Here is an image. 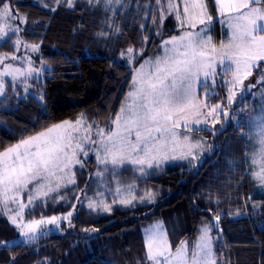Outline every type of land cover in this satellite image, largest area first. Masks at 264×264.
<instances>
[{"label": "trees", "instance_id": "1", "mask_svg": "<svg viewBox=\"0 0 264 264\" xmlns=\"http://www.w3.org/2000/svg\"><path fill=\"white\" fill-rule=\"evenodd\" d=\"M206 2L214 16L215 1ZM10 3L26 17L22 36L39 46L35 57L49 69L37 83L39 96L18 97L12 81H6V93L0 98V150L80 114L101 125L113 119L132 77L131 67L119 56L129 47L143 49L142 56L154 54L161 40L151 30L153 11L149 7L155 0H133L131 8L122 7L112 19V10L104 3L85 0L54 8L35 0ZM12 39L10 35L0 43V53L13 50ZM139 59L138 55L136 62ZM252 76L256 80L264 76V62L258 63ZM209 84L200 88V97ZM221 125L214 133L194 130L211 135L215 146L198 167L180 162L151 168L146 175L134 173L131 166L122 168V176L135 179L140 190L155 194L153 201L115 204L109 212L78 205L70 222L63 223L59 231L39 235L32 243L20 241L17 228L0 216V242H9L0 247V264H149L142 225L162 219L174 249L183 239L193 243L199 224L214 223L216 214L220 220L211 233L218 264H264V191L248 172L245 135L228 117ZM87 183L79 171L78 185L82 188ZM70 208L69 203L54 206L39 200L26 209L25 217L35 219Z\"/></svg>", "mask_w": 264, "mask_h": 264}, {"label": "snow or ice", "instance_id": "2", "mask_svg": "<svg viewBox=\"0 0 264 264\" xmlns=\"http://www.w3.org/2000/svg\"><path fill=\"white\" fill-rule=\"evenodd\" d=\"M56 2L59 4L61 0ZM64 2L69 6L73 4V0ZM88 2L93 3V0ZM101 2L106 9H111L113 5L122 4L123 0H95L97 4ZM155 3L161 21L165 13L175 15L182 29L181 35L162 40L161 54L144 60L133 70L132 90L107 128H100L95 122L89 123L88 118L80 114L73 120L51 124L0 150V210L15 211V216L10 219L19 229L24 243H32L37 239L41 225H58L61 219L70 222L72 212L27 222H22V213L25 207L36 200L47 198L67 184L75 183L72 166H83L80 155H88L86 148L91 147L98 164L103 165L105 170L109 166L115 170L125 163H131L137 166L141 175L147 174V168L159 166L170 158H195L194 150L200 147V143L193 142L183 130L190 132L193 125H201L200 117L215 116L222 111L220 104H208V93H205L204 101L198 100L195 84L201 75L205 81L209 77L214 78L216 64L224 65L227 61L229 66L225 71H232L233 76L225 82L235 86L242 84L258 63L264 62V0H215L221 14L225 10L231 14L228 17L231 29L229 42H221L219 48L212 42L211 36L206 35V19H212L207 12L206 0H155ZM14 20L27 22L12 8L10 0H0V39L8 37L9 33L21 31L18 25H13ZM153 22H156L155 17ZM198 25L201 27L192 31ZM116 30L119 31V28ZM143 39L147 40L148 37ZM13 44L18 51L21 40L17 38ZM24 46L31 47L32 51H37L39 47L35 44ZM137 54L142 55L143 49L137 53L134 47H129L122 53L127 55L129 63L134 61ZM18 59L22 58L15 53L0 54V96L6 93V76L11 77L13 87L15 81L22 77L27 91L28 77L33 72L41 71L30 66L25 70L5 63ZM27 63L31 65L30 58ZM232 65H235L234 69ZM259 82L264 83V76ZM229 92L227 100L231 103L232 90L229 89ZM40 99L43 100V95ZM204 109L208 110L207 113ZM252 131L258 146L252 153V164L258 170L252 174L264 185V110L254 119ZM170 153H179V156L170 157ZM96 175L103 176L104 173L98 170ZM134 187L129 185L127 188L115 189L116 195L122 197L118 201L121 205H133L137 200L132 195ZM25 193L28 205L21 200ZM124 193L128 194L127 197L123 196ZM95 196L101 199H90V209L111 211V205L102 198V193H96ZM154 198L155 194L151 190H145L139 202ZM112 203H117V200L113 199ZM10 204H15L16 208L10 209ZM219 220L220 215L216 214L214 223L204 224L200 228V235L193 244L181 240L174 250L162 225H153L145 234L146 260L149 264H218L211 232L214 227H218ZM8 243L0 242V247H7Z\"/></svg>", "mask_w": 264, "mask_h": 264}, {"label": "rangeland", "instance_id": "3", "mask_svg": "<svg viewBox=\"0 0 264 264\" xmlns=\"http://www.w3.org/2000/svg\"><path fill=\"white\" fill-rule=\"evenodd\" d=\"M35 1L42 4L43 6H46L49 8H54L58 5L56 0H35ZM77 1H80V0H73V4L71 6L75 5V3ZM85 1L88 2V0H85ZM132 2H133V0H123L122 4L111 6V9H114V11L113 10L110 11L111 12L110 19H112L114 17V14L118 13L117 11L120 10L122 7L126 8V9L131 8L133 5ZM101 3L103 4V2H101ZM59 4H65V5L69 6L66 2H64V0H61V2ZM93 4H97V3H95V0H93ZM253 6H257V5H253ZM155 11H157V10H155ZM157 12H154L155 14H153V18L155 17L156 22L155 23L153 22V18H152V22H151L152 32H154L156 34V36L161 37L157 51L154 54H148L146 56H142L140 54H137L132 63L128 62L127 55H122V53H125L126 50L124 52H122L121 55L119 56L120 60L127 63L131 67L132 72L134 69L138 68L144 60H146L148 58H154L155 56L161 54L162 49H161L160 45H161L162 40L167 39L171 36L181 35L182 29L179 26V22L176 20L174 14L168 15L167 13H165V18L161 21L159 19L160 14H158ZM207 12L212 17V19L210 21L206 19V22H205V26L207 28L206 35L211 36L212 42L217 46V48H219V45L221 42H224L225 44H227L229 42V37L231 35V29L229 28V25H228V17L231 14L229 12H227V10H225V12L223 14H221L218 10L217 5H216V14L214 16L211 15L208 7H207ZM19 15L22 17H25L23 14L19 13ZM26 21H27V19H26ZM12 23L14 26L18 25L19 28L21 29V31L19 33H9V36L13 35L12 42H14L17 38H19L21 40V45L19 46V50L17 51L16 48L14 47V44H13L12 45L13 50L11 52H8V53H15V55H17L18 57H21L22 59L7 60V61H5V63H11L13 66L22 67L25 70L29 66L32 67L33 69H41V71L39 73L33 72L32 75L30 77H28V79L26 81L27 85L29 86L27 88V91H25L24 79L22 77L18 78L14 84L15 92H16V94L19 95L18 97L26 96L29 93L39 96L41 90L37 86V83L43 80L44 72H45V70L49 69V65L44 61L43 62L37 61V57H35V56H36L38 50L32 51L31 47L26 48L24 46V45L31 46V45L35 44V43H29L22 36V30L24 29L25 26H27V23H21L19 20H14V21H12ZM200 27L201 26L198 25L197 29H193L192 31H196ZM217 29H218V31H217ZM184 30H187V29H184ZM166 31H173V32L169 33V34H164ZM8 37H6L4 39H0V43L5 41ZM35 45H37V44H35ZM139 51L140 50H137V53H139ZM2 53H4V52H2ZM2 53H0V54H2ZM138 55H139L140 59L136 62V58ZM29 58L32 62L31 65H29L27 63V60ZM228 66H229V62H227V61L225 62L224 65H220L219 63H217L216 64V75L214 78L209 77L205 81L204 77L201 75L200 80L198 82H196V84H195L196 95H197V98L199 101H204L205 100V93H208L209 94L208 98H207L208 104H210V105L211 104H220L222 106V111H219L215 116H210V117L202 116V117H200V119L202 120L201 125H198V126L193 125L192 131L188 132L187 130H183V131H185V134H187L191 137L193 142H199L200 143V147L194 150L195 158H193V157H189L187 159L170 158L168 160L162 161L159 164V166H154V167L162 168V167L177 164L180 162H188V163H190L191 167H198L200 165V163L204 160V158L206 156H208L209 154H211V151L215 149V146L211 143V140H212L211 135H205L203 133H196L194 130L205 129V130H208V131H211L214 133L217 130H220V127L222 126L221 125L222 119L225 117H228L229 119L232 120L233 127L238 128L246 137V145H247L246 159L248 161V163H247L248 172L250 173V176H251L252 180L254 181V183L256 182L258 184L257 187L260 188L259 190L264 191V185H261V183L257 179H255L253 177V174H252L253 171L258 170V168L252 164V153L255 152L257 150V147H258L255 134L252 131V125H253L254 119L256 117L260 116L262 113V110H264V83H260L259 82L260 80H256V78H254L252 76V74L249 75L246 79H243L242 84H236L235 86H233L232 84L226 83L225 81L231 80V78L233 76L232 71H227V72L225 71V69ZM232 68L234 69L235 65H232ZM253 69H252V72H253ZM0 70H2V69H0ZM241 76L243 77V73H241ZM7 80L12 81L11 77L6 76L5 82ZM12 83H13V81H12ZM207 83H210L209 84L210 86H209V88H207L203 92V96L200 97L199 96V90L203 85H206ZM131 85H132V77H131L130 87L124 96V99L122 101V105L126 102L125 98H126L128 92L132 90ZM6 86H7V82H6ZM229 89L232 90V94H233V100L231 103H229L227 100V97L230 94ZM224 91H225V94H224ZM214 94L220 95V96L222 95V97L216 100L211 96ZM1 97L2 96H0V98ZM203 111L205 113H207L208 110L204 109ZM84 116L87 117L85 114H84ZM88 122L92 123L95 121L88 119ZM95 124L98 125L100 128H107L110 125V121H108L107 123H105L103 125H101L97 122H95ZM85 151L88 152L87 156H84L82 154L80 155V159L82 161L83 166L82 167H81V165H73L72 166V172L74 173L75 183L74 184H67L65 187L61 188L58 193H51L49 195V197H47V198L42 197V198H40L34 202V204L39 200L40 201L44 200V202H45V199H46V200L51 202V205H54V206H57L58 204H62V203L63 204L69 203V204H71V208L67 211H64L63 213H58V214L52 213V214H49V215H46V216H43L40 218H35V219L48 218L51 216L60 217V216L66 215L68 212H72L74 214L78 205H83L86 208L90 209L88 207L90 199H93V198H95L97 200L101 199V197L95 196L96 193H102L103 194L102 198L108 204H110L111 207L115 204L121 205L118 201L122 197L116 195L115 189L117 187L127 188L129 185L135 186L133 189L132 195H135L137 197V200L135 202L139 203V197L144 194L145 190L142 191L137 187V182L135 179H131L130 177H125V176H122L120 174L122 168L125 166H131L135 170L134 173L141 174L138 169H135V168H137V166L132 165L131 163H125L124 165L116 168L115 170H113L111 166H109L108 169L105 170L103 165L98 164L97 159H96V154L91 149V147L86 148ZM178 156H179V153H170V157H178ZM154 167H152V168H154ZM149 169H151V168H147L146 172ZM98 170L103 172L104 175L103 176H97L96 173ZM79 171L82 173V175H84L85 178H87V181H88L86 186H84L82 188H81V185H78V172ZM131 176H132V174H131ZM117 181L119 182V184L117 183ZM127 195H128L127 193L123 194V196H125V197H127ZM61 197H63V199H61ZM113 199H116L117 203L113 204L112 203ZM21 200L25 205H28L27 193L22 194ZM146 201L150 202L148 200H145L144 202H146ZM34 204L28 205L27 207H25V209L23 210V213H22V215H23V221L22 222H27L29 220H33V219H27L25 217V211L28 207H32ZM73 205H75V208H73ZM122 206H130V205H122ZM9 208L15 209L16 205L10 204ZM91 210L103 211V210H100L99 208L91 209ZM103 212H109V211H103ZM15 214H16L15 211L0 210V216L7 219L11 224H13V223H12V220L10 219V217H14ZM68 222H69V220L61 219L59 221L58 225H52V224L41 225L40 230L38 231L37 237L39 235L44 234L46 232H49L51 230L59 231V228L63 225V223L66 224ZM157 223H160L162 225V230L167 234V230H166L164 221L160 218H157V219H154V220L142 225V232H143L144 238H145L146 230L151 228L153 225H155ZM204 224H208V223L201 222L199 224L198 234H197V237L194 240V242L197 240L198 236L200 235L199 230ZM13 225L16 227L15 224H13ZM17 230L19 232L18 228H17ZM211 235H212V233H211ZM167 238H168V234H167ZM19 240L23 242L24 238L19 235ZM168 240H169V238H168ZM183 240L188 241L189 244L194 243V242L191 243L188 239H183ZM213 248H214V243H213Z\"/></svg>", "mask_w": 264, "mask_h": 264}, {"label": "crops", "instance_id": "4", "mask_svg": "<svg viewBox=\"0 0 264 264\" xmlns=\"http://www.w3.org/2000/svg\"><path fill=\"white\" fill-rule=\"evenodd\" d=\"M149 9H151L153 11V14H155L154 12H157V11H158L157 13L159 14V10L157 8L156 3H153V5L151 7H149ZM155 10H157V11H155Z\"/></svg>", "mask_w": 264, "mask_h": 264}]
</instances>
